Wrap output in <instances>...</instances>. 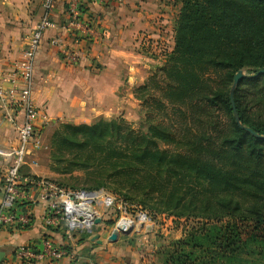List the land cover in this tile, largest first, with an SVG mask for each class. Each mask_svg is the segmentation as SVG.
<instances>
[{"label": "trees", "instance_id": "16d2710c", "mask_svg": "<svg viewBox=\"0 0 264 264\" xmlns=\"http://www.w3.org/2000/svg\"><path fill=\"white\" fill-rule=\"evenodd\" d=\"M173 40L149 81L165 99L157 107H176L180 121H148L145 132L122 118L59 122L52 150L92 156L112 177L149 178L154 209L183 219L182 235L157 249L160 264H264V73L232 93L240 124L258 136L235 122L229 95L236 71L264 69V0H181ZM206 70L220 72L214 87Z\"/></svg>", "mask_w": 264, "mask_h": 264}, {"label": "crops", "instance_id": "0c3cea01", "mask_svg": "<svg viewBox=\"0 0 264 264\" xmlns=\"http://www.w3.org/2000/svg\"><path fill=\"white\" fill-rule=\"evenodd\" d=\"M42 1L0 0L2 88L11 85L13 63L20 58L31 29L43 13ZM78 3L80 15L72 20L67 0H54L51 18L56 27L44 31L35 54L31 98L46 115V119H39L40 126L60 121L89 123L97 118L118 116L130 120L138 104L133 89L142 85L161 61L159 56H148L137 47L138 33L146 30L155 38L161 36L168 41L170 51L173 48V23L179 5L175 0H111L105 4L79 0ZM156 19L161 21L160 30ZM69 52L77 56L75 62L66 58ZM15 113L14 121L8 122L0 106L2 151L18 145L16 128L23 111L16 108ZM5 167L0 157V176ZM26 167L32 169L23 165L20 170L26 171ZM1 186L0 180V202ZM19 189L15 212L29 214L30 221L23 227H2V264H152V250L134 247L128 241L129 235L123 233L111 241L106 226H97L95 232L84 234L85 230H68L65 222L55 228L44 225L41 216L46 204L37 199L34 178L20 175ZM45 239L66 255L60 259H25L16 255L15 250L22 246H29L32 253L38 252Z\"/></svg>", "mask_w": 264, "mask_h": 264}, {"label": "rangeland", "instance_id": "374dc122", "mask_svg": "<svg viewBox=\"0 0 264 264\" xmlns=\"http://www.w3.org/2000/svg\"><path fill=\"white\" fill-rule=\"evenodd\" d=\"M175 2L179 4L175 9V11L177 10L178 12L181 6V0H175ZM175 11L173 12L174 15L176 14ZM156 23L157 28L160 30L161 21L156 19ZM146 33L150 35L152 39H162L161 36L157 38L153 37L148 31H146ZM163 43L169 48L168 41H165L164 39ZM136 45L141 50L138 41ZM142 52L148 56H159L161 58L160 64L155 65L152 73L143 83L149 85V90H138V87L141 85L133 89V95L138 104L134 108L135 113L130 120L119 116L110 119L122 118L123 121L133 129L145 132L148 126V121H163L165 123L174 124L176 121H180L181 118L178 115L177 108L174 106H166L162 108L157 107L156 100L161 99L162 101H165V99L162 95L163 93L155 90L154 84L152 81H149L151 75L165 63L170 52L166 51L164 54L161 53V55H151L150 53H146L145 50ZM219 74V71L214 70L203 71L202 82L214 87L218 82ZM211 111L212 117L216 122L223 125L226 124L227 117L223 111L216 109H212ZM62 122L70 123V121ZM58 123L59 122L45 123L40 129H38L43 145L41 151L38 153V165L32 167V169L26 167V171L20 170V175H28L35 180H47L64 188L98 191L110 195L113 198V202L110 206L100 204L94 206L96 208H94L95 217L99 219L98 223L93 222L90 227L84 229L85 231L83 230L84 232L82 233L88 234L90 232H95L97 226H106L108 228L106 232L109 233L110 236L116 223L120 220L130 221L132 229L126 234L129 235L128 241L134 247L137 246L143 249L147 248L148 250H152V254H154L152 257L154 258L151 263L160 264L161 256H157V249L167 246L170 242L182 235L181 223H183V219L178 220L177 217L171 214L163 213L154 209L157 203L155 195L158 194V190L155 187H146V184L150 181L149 178L139 175V177L132 180V178L125 174L112 177L109 172L104 170L107 169V167L97 166L99 161L92 160V156L89 160L80 162L78 161V157H76V150L66 149L67 147L63 144L60 145L59 148L52 150L51 137L52 133L57 128ZM161 147H163L162 144ZM30 170L32 171L30 172ZM156 181L159 183L160 179H157ZM96 185H99V188L93 189L92 187ZM142 215L145 218V221H142V225L139 226L140 222L138 218ZM116 232L118 233L119 230L116 229ZM120 235L121 233L118 234V237ZM118 237L116 239H118Z\"/></svg>", "mask_w": 264, "mask_h": 264}, {"label": "built area", "instance_id": "2783aa9c", "mask_svg": "<svg viewBox=\"0 0 264 264\" xmlns=\"http://www.w3.org/2000/svg\"><path fill=\"white\" fill-rule=\"evenodd\" d=\"M91 1L97 4H105L111 0ZM78 2L79 0H67V10L72 20H76L80 15ZM53 4L54 0L42 1L43 13L31 29L20 58L13 63L12 73L14 78L10 81L11 85L8 88L0 86V106L5 120L8 122L14 121L16 108H21L23 111L21 123L16 128L17 147L8 151L0 150V157L6 163L5 170L0 176L2 183L0 231L4 225L23 227L30 221L29 214H16L15 205L21 194L19 189L20 168L23 165L37 166L38 153L43 147L38 132L41 127L38 121L39 119H46V115L41 113L31 98V87L35 54L42 35L47 29L56 27V23L51 18ZM85 29H89L87 23H85ZM136 41H138L142 51L145 50L146 53L151 55H161L166 51L170 52V49L163 43V39H152L146 31L139 32ZM76 57L73 52L66 55V58L71 62H75ZM34 181L38 187L37 199L46 204L41 220L48 227L55 228L61 222H65L68 230L82 231L88 228L85 226L84 218L89 213V208H95L94 206L97 204L110 206L113 202L110 195L98 191L64 188L43 179H34ZM95 218L97 217L92 218V223ZM15 253L18 257L25 259H41L44 257L60 259L66 255L63 249L55 248L48 239L44 240L42 249L36 253H32L29 246L19 247L15 250Z\"/></svg>", "mask_w": 264, "mask_h": 264}, {"label": "water", "instance_id": "95a60500", "mask_svg": "<svg viewBox=\"0 0 264 264\" xmlns=\"http://www.w3.org/2000/svg\"><path fill=\"white\" fill-rule=\"evenodd\" d=\"M264 73V69H259L257 70L255 73H248L247 71L245 70H238L234 73L233 75V81H232V85H231V88H230V102H231V105H232V109H233V116H234V119H235V122L243 129H245L246 131L252 133L253 135H256L258 136L256 133L253 132V130H251L249 127H245L243 125L240 124V121H239V117H238V114L235 110V107H234V102H233V99H232V93H233V90L235 89V87L237 86V84L239 83L240 80L244 79V78H249V77H253L255 75H258V74H262ZM259 137H263L264 136H259ZM98 218H95L93 220L94 223H98ZM142 224L139 223V226H141ZM116 229L119 230V232L117 233L116 232ZM132 229V224L129 225V226H119V223H116L114 229L112 230L111 234H110V237L109 239L111 241H115L116 238L118 237V234L119 233H123V234H127L130 232V230ZM94 238V237H93ZM96 238V237H95ZM4 256V252L3 251H0V264H2V258Z\"/></svg>", "mask_w": 264, "mask_h": 264}, {"label": "bare ground", "instance_id": "6f19581e", "mask_svg": "<svg viewBox=\"0 0 264 264\" xmlns=\"http://www.w3.org/2000/svg\"><path fill=\"white\" fill-rule=\"evenodd\" d=\"M96 196H98V195L96 194ZM99 198H100V196H99ZM88 210H89L88 211L89 213L84 218V221H85L84 223H85L86 227H89L92 224V218L95 217V209L94 208H89ZM138 219H139L140 223H142V221H145V218L143 216H139ZM118 223H119V226H129V225H131L130 221H125V220H120ZM137 225H138V223H137Z\"/></svg>", "mask_w": 264, "mask_h": 264}]
</instances>
